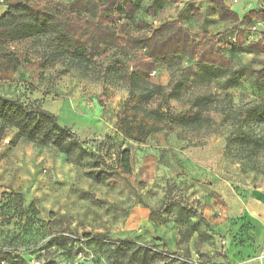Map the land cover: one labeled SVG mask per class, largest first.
I'll return each instance as SVG.
<instances>
[{
    "label": "rangeland",
    "instance_id": "1",
    "mask_svg": "<svg viewBox=\"0 0 264 264\" xmlns=\"http://www.w3.org/2000/svg\"><path fill=\"white\" fill-rule=\"evenodd\" d=\"M9 1L0 0V13ZM140 5L114 25L148 34L151 24L179 13L167 0ZM200 14L187 10L179 20L213 33ZM235 29L217 36L235 72L184 60L171 68L159 62L153 74L137 70L136 78L129 53L85 57L49 34L4 42L0 97L54 113L79 145L65 154L14 139V131L3 134L0 264H260L261 249L243 253L241 227H232L247 195L264 185V80L255 74L264 51L249 53L234 42L227 49ZM106 167L117 176H89ZM171 198L198 214L175 204L150 213ZM120 240L130 243L118 247Z\"/></svg>",
    "mask_w": 264,
    "mask_h": 264
},
{
    "label": "trees",
    "instance_id": "2",
    "mask_svg": "<svg viewBox=\"0 0 264 264\" xmlns=\"http://www.w3.org/2000/svg\"><path fill=\"white\" fill-rule=\"evenodd\" d=\"M167 1L178 3V0ZM121 2L123 6L119 8ZM211 2L216 8L219 21L232 24L238 22V14L223 0ZM140 6V0H43L42 3L10 0L0 13V56L6 41L49 34L50 39L66 51L82 52L85 57L106 55L107 49H114L121 55L129 53L127 62L133 78H136L137 70L149 73L159 62L171 68L181 66L184 60H193L213 69L235 72L231 56H225L220 50L221 43L217 37L220 32L211 33L206 29L191 31L180 23L181 10L173 20L151 24L148 34L132 35L122 24L114 25L113 20L118 19L120 14L132 17ZM190 11L196 9L191 8ZM261 13V18L264 19V11ZM137 24L143 27L146 23L137 21ZM236 35L239 38L241 31H237ZM263 41L264 36L249 42L246 48L249 51H264L261 43ZM11 60L22 65V60L16 55H12ZM46 61V58H42L40 66ZM185 69L191 71L193 65ZM255 74L264 80V67L256 70ZM154 88L159 90L162 86ZM128 106L134 107L132 103H128ZM8 131L15 132L14 139L23 138L37 145H52L65 154H69L71 146L79 145L75 133L69 127L59 124L54 113L40 106L27 108L18 100L0 97V140ZM121 161L124 169L128 170L127 153L122 154ZM115 172L106 167L99 175L89 176L99 182L103 177L117 176ZM168 204H175L198 214L195 209L175 198L164 201L157 208H151L150 213L160 212ZM201 220L208 226L205 219L201 217ZM128 243L130 242L120 240L118 247Z\"/></svg>",
    "mask_w": 264,
    "mask_h": 264
},
{
    "label": "crops",
    "instance_id": "3",
    "mask_svg": "<svg viewBox=\"0 0 264 264\" xmlns=\"http://www.w3.org/2000/svg\"><path fill=\"white\" fill-rule=\"evenodd\" d=\"M223 1L238 14L239 20L236 24H232L228 21H219L217 18L216 8L211 0H179L177 5L179 6V11H182V14L183 10H185L184 15H182L181 18L187 16V10L190 11L191 8L199 9L201 12L200 15L202 16L201 19L206 20L211 27H214L212 30L213 33L220 32L223 29H227L235 25L236 29L234 33L236 34L237 31L240 30L241 36L239 38L237 35L228 37L230 41L226 46L227 49L233 47V42L235 46L246 47L249 42L257 41L260 37L264 36V19L261 18V11H264V0ZM187 3H189V5L186 6ZM180 23L190 28V26L187 23H183L181 19ZM234 38L235 40H233ZM262 45L264 46V42ZM248 52L258 53L257 51L249 50ZM228 56L230 55L228 54ZM158 64L155 67L156 69H159L160 67ZM240 227L241 238L245 240L244 246L241 247L243 253L247 252L246 254H254L255 252H258L264 245V185L253 189L247 195L242 208V213L239 215V220L237 224H234L232 227L233 232H239ZM260 264H264V259Z\"/></svg>",
    "mask_w": 264,
    "mask_h": 264
},
{
    "label": "built area",
    "instance_id": "4",
    "mask_svg": "<svg viewBox=\"0 0 264 264\" xmlns=\"http://www.w3.org/2000/svg\"><path fill=\"white\" fill-rule=\"evenodd\" d=\"M152 23L154 24V23H155V20H153ZM249 36H250V35H249ZM249 36H248V37H249ZM233 40H235V38H234ZM151 73L153 74V73H154V70L151 71ZM262 257H264V245L261 247V250H260V258H262Z\"/></svg>",
    "mask_w": 264,
    "mask_h": 264
}]
</instances>
